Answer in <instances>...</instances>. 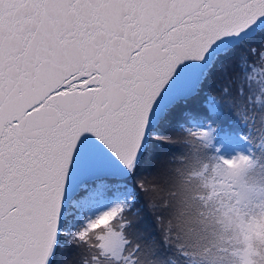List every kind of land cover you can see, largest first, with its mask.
Returning a JSON list of instances; mask_svg holds the SVG:
<instances>
[{
	"label": "snow or ice",
	"instance_id": "1",
	"mask_svg": "<svg viewBox=\"0 0 264 264\" xmlns=\"http://www.w3.org/2000/svg\"><path fill=\"white\" fill-rule=\"evenodd\" d=\"M262 20L264 0H0V264H264V43L234 55ZM157 145L180 150L137 176Z\"/></svg>",
	"mask_w": 264,
	"mask_h": 264
},
{
	"label": "trees",
	"instance_id": "2",
	"mask_svg": "<svg viewBox=\"0 0 264 264\" xmlns=\"http://www.w3.org/2000/svg\"><path fill=\"white\" fill-rule=\"evenodd\" d=\"M241 41H243V42L238 45V48L236 50H234V55L238 56L240 52L245 51L246 46H258L259 44L264 43V27L262 29L258 30L255 35L253 34V35H251V37H248V38L241 40ZM250 59H251V57H250ZM260 78L261 77L259 75V69H258V73L256 74L255 79L259 80ZM213 86L214 85L211 82H209V84L205 87L204 92L206 93ZM250 91L253 93V98L257 102L260 103L258 106L254 105V110L259 115L264 116V94H260V89H259V86L257 84H254L253 87L250 89ZM199 106H200L199 101H194L192 104L193 109H196ZM258 120H259V116H258ZM225 127L241 128L242 129V126L239 125L238 122L233 123V120L225 121ZM179 150H180L179 148L172 146V145H157L155 147V149L153 150V152L145 158L144 162L142 163V165L140 166V168L137 171V176H139L140 172L142 170H144L147 165L150 166L149 165L150 159L154 160L155 157H159V153L163 154L165 156V155L171 154L173 152H178ZM253 150L256 151L258 156L261 155L259 149L254 148ZM152 166L155 167L154 164H152ZM128 183L134 187L135 186V178L130 177L128 179ZM137 208L140 209L141 216L143 218L140 222V225H138L137 227H142L145 232H150L151 235H156V233L154 231V227H153L154 222H153V219L151 217V214L149 213V211L147 209L146 201L144 199L143 194L139 193L138 189H137V199H136V203L134 205L133 211H135V209H137ZM64 241H65V239L61 238V244H63ZM165 255L170 256L172 258L171 260L168 261V264H172V260H175V264H186L185 258L176 256V254L174 252H172L171 250L167 251L165 253ZM62 256H63V254H62Z\"/></svg>",
	"mask_w": 264,
	"mask_h": 264
},
{
	"label": "rangeland",
	"instance_id": "3",
	"mask_svg": "<svg viewBox=\"0 0 264 264\" xmlns=\"http://www.w3.org/2000/svg\"><path fill=\"white\" fill-rule=\"evenodd\" d=\"M238 147H239L242 151H245V152H247V151H248V148H249L247 144H244V143H242V142L239 143ZM162 156H164V155L159 153V157H155L154 160H158V159H160ZM154 160H153V159H150V163H149L150 166L147 165L146 168L140 172L139 176H140V175H143V174H145V173H147V172L152 171V169L154 168V166H152V164H154V163H153ZM151 166H152V167H151ZM148 167H149V168H148ZM153 227H155V226L153 225ZM209 239H212V237L210 236ZM63 244H64L65 252L62 253V254H63V255L66 254L67 256L70 257V256L76 251V249H75L71 244H69L68 241H67L66 239H65V241H64Z\"/></svg>",
	"mask_w": 264,
	"mask_h": 264
},
{
	"label": "water",
	"instance_id": "4",
	"mask_svg": "<svg viewBox=\"0 0 264 264\" xmlns=\"http://www.w3.org/2000/svg\"><path fill=\"white\" fill-rule=\"evenodd\" d=\"M263 26H264V20H262L261 23L259 25H257L256 27L250 29L248 34H245L244 36L240 37L239 39L241 40V39H244L246 37H250L252 34H255V32L258 29H261ZM73 194H74L73 188H69L68 189V198L71 199Z\"/></svg>",
	"mask_w": 264,
	"mask_h": 264
}]
</instances>
